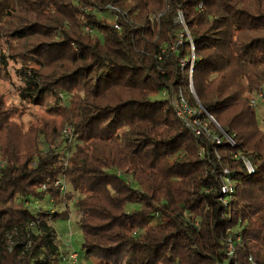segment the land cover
Returning a JSON list of instances; mask_svg holds the SVG:
<instances>
[{
  "label": "trees",
  "instance_id": "16d2710c",
  "mask_svg": "<svg viewBox=\"0 0 264 264\" xmlns=\"http://www.w3.org/2000/svg\"><path fill=\"white\" fill-rule=\"evenodd\" d=\"M0 38L24 65L22 96L66 102L79 142L63 163L39 144L61 135L23 136L0 102V264L63 260L51 224L69 215L43 206L65 203L61 181L84 195L82 248L104 264H264V131L248 98L264 99V0H0ZM183 99L211 135L177 115Z\"/></svg>",
  "mask_w": 264,
  "mask_h": 264
},
{
  "label": "rangeland",
  "instance_id": "374dc122",
  "mask_svg": "<svg viewBox=\"0 0 264 264\" xmlns=\"http://www.w3.org/2000/svg\"><path fill=\"white\" fill-rule=\"evenodd\" d=\"M101 16L107 20H112L114 17L112 14H103ZM11 54V48L7 40L0 38V102L2 107L7 111H15L11 121L19 128V132L23 136L31 128H41L45 125L48 133L61 135L59 146L46 143L43 137L39 138V144L42 151L51 150L63 163H68L69 157L75 152L79 142L72 133L71 135H67V129L72 128L68 124L63 125L60 110L67 105L66 102H58L54 96H46L36 101L23 97L22 92L25 87V79L23 77L24 72H21V69L24 68V65L19 59L12 58ZM263 87L261 90H263ZM258 93V91H254L248 94V98L257 114L259 128L264 131V99L262 100L261 96L257 97ZM167 95V93L163 92L159 96V99L166 98ZM205 113L208 117L212 118L206 111ZM214 124L217 128H220L216 122ZM53 129L56 132H53ZM63 132H65L67 137H64ZM250 172L253 173L252 167ZM124 179L131 182L134 188L139 189V185L134 182L131 176H124ZM56 187L61 191L65 203L53 207L49 204H43V206L46 209L55 210L51 215L57 213L69 215L68 220H60L51 224L55 229L58 238L57 243L63 255V260L60 261V264H104L96 258L87 255L82 248L81 213L76 208V203L84 195L73 190L65 181L59 182L56 184ZM36 205L38 206V203Z\"/></svg>",
  "mask_w": 264,
  "mask_h": 264
},
{
  "label": "built area",
  "instance_id": "2783aa9c",
  "mask_svg": "<svg viewBox=\"0 0 264 264\" xmlns=\"http://www.w3.org/2000/svg\"><path fill=\"white\" fill-rule=\"evenodd\" d=\"M118 29H120L119 27H117ZM192 67L194 66V63L192 62ZM255 105V103H254ZM203 112H205V110H203ZM195 112H193L191 109H189L188 104L186 103V101L183 99L181 102V105L179 107H177V115L182 118L186 125L191 128L195 134L197 136H201L202 134H206V135H211V131L208 128V124L207 122H205L201 117H195L194 116ZM209 120L212 123H215L214 120L212 118L209 117ZM67 135H71L72 131L71 129H67L66 131ZM229 140V143H231V145L234 146V141L232 138L228 137L227 138ZM249 170H251V166L249 163H246ZM227 173V171H226ZM223 194H231L234 192V184L231 181H228L225 186L222 189ZM240 237L236 238V239H229L228 243H227V255L229 258H233L235 259L237 257V248L236 246L240 243ZM251 264H255L253 262V259H250Z\"/></svg>",
  "mask_w": 264,
  "mask_h": 264
},
{
  "label": "water",
  "instance_id": "95a60500",
  "mask_svg": "<svg viewBox=\"0 0 264 264\" xmlns=\"http://www.w3.org/2000/svg\"><path fill=\"white\" fill-rule=\"evenodd\" d=\"M182 22H183V19H181ZM195 56V55H194ZM194 58V57H193ZM190 87H191V90H192V93L195 97L196 100H198L197 96H196V93H195V90H194V84H193V77H192V74H191V78H190ZM198 104H199V101H198ZM219 127V126H218Z\"/></svg>",
  "mask_w": 264,
  "mask_h": 264
}]
</instances>
